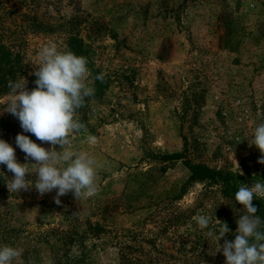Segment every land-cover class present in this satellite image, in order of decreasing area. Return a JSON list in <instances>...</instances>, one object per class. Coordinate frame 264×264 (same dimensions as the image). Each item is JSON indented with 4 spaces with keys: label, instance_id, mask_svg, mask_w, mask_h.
Returning a JSON list of instances; mask_svg holds the SVG:
<instances>
[{
    "label": "rangeland",
    "instance_id": "obj_1",
    "mask_svg": "<svg viewBox=\"0 0 264 264\" xmlns=\"http://www.w3.org/2000/svg\"><path fill=\"white\" fill-rule=\"evenodd\" d=\"M75 32L91 60L87 85L94 88L92 67L109 81L81 120L86 131L70 143L96 160L97 191L77 200L69 192L57 205V190L9 192L3 176L13 173L0 165V245L23 250L14 264L226 261L219 245L234 241L243 205L220 184H187L184 158L161 157L185 153L249 187L264 180L260 150L246 139L264 123V0H0V43L20 56L17 82L26 79L28 89L41 48L68 49ZM10 92L0 88V111ZM1 119L51 148L12 114ZM17 135L0 130L18 162L34 163L25 161ZM200 215L209 228L198 226ZM221 223L230 231L218 245L207 232L218 233Z\"/></svg>",
    "mask_w": 264,
    "mask_h": 264
},
{
    "label": "clouds",
    "instance_id": "obj_2",
    "mask_svg": "<svg viewBox=\"0 0 264 264\" xmlns=\"http://www.w3.org/2000/svg\"><path fill=\"white\" fill-rule=\"evenodd\" d=\"M35 64L37 68L32 74L37 77L36 87L28 90L24 78L23 82L9 81V101L0 113L8 112L18 118L23 132L49 143L51 148L41 146L28 135L18 134L16 146L25 153V161H34L20 163L15 148L0 139V165H6L13 173L8 178L2 172L9 192L19 193L34 186L43 196L57 190L54 200L59 205L60 197L69 192L77 200L97 191L96 160L87 153L70 149L71 137L86 131L78 110L85 106L95 90L86 83L87 58L70 49L61 51L55 43H48L41 48ZM96 79L103 81L104 75L100 74ZM95 139L89 134V141ZM246 139L250 146L255 145L260 150L258 163L264 164V123L258 124L251 137ZM29 173L36 174L35 181L26 179ZM234 196L244 208L236 221L238 228L234 241L225 240L222 247L219 245L220 239L230 231L226 223H221L223 227L218 233L210 230L207 235H216L219 251L226 258L225 264H264V220L256 215L257 208L252 203L254 197L264 199V180H256L251 187L240 183ZM196 220L202 230L209 228V217L200 215ZM22 252L20 248L0 245V264H14Z\"/></svg>",
    "mask_w": 264,
    "mask_h": 264
},
{
    "label": "trees",
    "instance_id": "obj_3",
    "mask_svg": "<svg viewBox=\"0 0 264 264\" xmlns=\"http://www.w3.org/2000/svg\"><path fill=\"white\" fill-rule=\"evenodd\" d=\"M68 39V49L73 51L77 55H82L87 58L88 64H91L90 56L88 49L85 45V42L83 38H81L80 34L78 32L72 33ZM20 56L18 54H14L10 49H8L4 44L0 43V85L1 89L3 91L7 90L10 91V88L8 87L9 81L17 82L18 77H20V73H23V69L21 67V64L19 62ZM93 68L94 77H95V83H94V95L89 97L86 100L85 106L80 108L78 110V117L80 120H86L87 118V110L91 106V102L100 100L105 92V89L109 85L108 77H106L103 72L95 67ZM100 74L104 75V80L100 81L96 79V77ZM37 77L34 75H31L28 79V83L30 84V87L33 86V88L36 87L35 80ZM33 88H30L28 90H32ZM85 122V121H84ZM6 130V131H13L16 134H21V132L17 131L16 124L6 121L4 119L0 120V130ZM184 158V159H183ZM165 162L175 160V159H183L185 165L190 170V175L187 179V184L193 183L194 181L201 180V181H209L213 184H220L222 187V192L224 196L230 197L235 199V192L238 190L240 183H241V176L233 173L231 171H224V170H217L214 168H211L209 166H206L205 164L195 163L192 160L185 158V153H174V154H167L161 157ZM183 191L179 197L184 195V192L186 191V187H183ZM253 205L257 208L256 215L260 216L262 220H264V199H259L254 197L252 201ZM108 206V203L107 205ZM227 215V213H224ZM96 225V224H95ZM97 229L101 228V225L97 223L96 225ZM262 230H264V227H262ZM72 234V233H71ZM75 237L73 234L70 236V246L73 244V241ZM75 264H86L85 259H79L78 262ZM220 264H225V261L220 262Z\"/></svg>",
    "mask_w": 264,
    "mask_h": 264
}]
</instances>
